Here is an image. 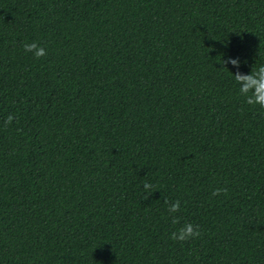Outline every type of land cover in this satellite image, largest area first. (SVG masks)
<instances>
[{"label":"trees","instance_id":"trees-1","mask_svg":"<svg viewBox=\"0 0 264 264\" xmlns=\"http://www.w3.org/2000/svg\"><path fill=\"white\" fill-rule=\"evenodd\" d=\"M222 54L264 63V0H0V264H264V109Z\"/></svg>","mask_w":264,"mask_h":264},{"label":"clouds","instance_id":"clouds-1","mask_svg":"<svg viewBox=\"0 0 264 264\" xmlns=\"http://www.w3.org/2000/svg\"><path fill=\"white\" fill-rule=\"evenodd\" d=\"M25 54H31L33 58H41L46 55V49L38 42L32 41L23 45ZM223 57V58H222ZM223 67L230 73V79L237 89V93L243 98L244 103L257 109H264V63H258L254 67H250L249 71L242 72L241 66L245 61L238 56L223 55L221 56ZM225 65H230L233 71ZM14 119L12 114H9L4 124L10 123ZM143 189L151 193L153 185L144 182ZM226 191L222 188L214 189L212 195L215 196L220 192ZM167 212L171 217L172 224L179 223L180 217L176 215L181 211V201L173 200L170 203L165 199ZM201 234L200 226L191 222H184L174 231L169 234V238L173 241H188L199 237Z\"/></svg>","mask_w":264,"mask_h":264}]
</instances>
